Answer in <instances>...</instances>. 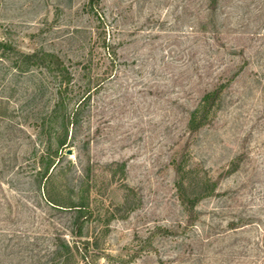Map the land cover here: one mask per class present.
<instances>
[{
    "label": "rangeland",
    "instance_id": "rangeland-1",
    "mask_svg": "<svg viewBox=\"0 0 264 264\" xmlns=\"http://www.w3.org/2000/svg\"><path fill=\"white\" fill-rule=\"evenodd\" d=\"M88 1L0 0V264H264V0Z\"/></svg>",
    "mask_w": 264,
    "mask_h": 264
},
{
    "label": "trees",
    "instance_id": "trees-1",
    "mask_svg": "<svg viewBox=\"0 0 264 264\" xmlns=\"http://www.w3.org/2000/svg\"><path fill=\"white\" fill-rule=\"evenodd\" d=\"M101 0H89L88 4L90 6V8L94 9L95 5L99 4ZM42 60L45 61V63H47L48 67L50 69L56 70L59 72L60 74V81H61V85L63 83H66V87L60 86L58 89V93L61 95V97L63 98L65 96L66 90H67V86H69V83L71 82V75L69 72L68 67L64 64L63 60L57 55V54H44L42 56ZM229 82H225L220 84V86H218L215 91L216 92H220L224 87H226L228 85ZM47 200L51 201V197L50 194L48 192V196H46ZM81 215H91L92 214V210L89 206L86 205V208L81 207Z\"/></svg>",
    "mask_w": 264,
    "mask_h": 264
},
{
    "label": "water",
    "instance_id": "water-1",
    "mask_svg": "<svg viewBox=\"0 0 264 264\" xmlns=\"http://www.w3.org/2000/svg\"><path fill=\"white\" fill-rule=\"evenodd\" d=\"M68 153H71V150H69Z\"/></svg>",
    "mask_w": 264,
    "mask_h": 264
}]
</instances>
